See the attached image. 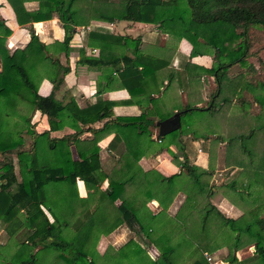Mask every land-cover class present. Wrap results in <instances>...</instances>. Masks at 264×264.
Returning <instances> with one entry per match:
<instances>
[{"label": "trees", "instance_id": "obj_1", "mask_svg": "<svg viewBox=\"0 0 264 264\" xmlns=\"http://www.w3.org/2000/svg\"><path fill=\"white\" fill-rule=\"evenodd\" d=\"M7 1L19 24L56 16L64 36L46 43L29 30L28 41L10 49L6 46L10 28L0 19V264H183L196 250L199 253L189 264H210L203 252L221 247H227L221 258L225 264H264V116L250 115L244 95L252 93V100L264 107L258 93L264 80H253L257 75L250 74L255 70L251 63L248 72L228 75L234 64H244L252 54L251 26L264 30V0H36L33 10L23 6L26 0ZM93 19L153 23L169 35L187 39L189 55L211 54L212 63L203 67L183 62L180 70L167 68L170 62L139 51V36L91 27L85 46H97L98 53L88 55L79 47L78 60L101 68L100 78L106 82L116 78L115 71L129 92V102L140 95L136 103L141 110L109 117L112 101L99 97L78 107L71 95L65 101L57 99L54 89L69 70L68 41L74 25L85 27ZM163 66L167 81L157 82ZM195 67L214 76L210 98L201 105L187 101L154 113L148 104L157 107L160 102L150 94L166 91L174 80L181 84V71ZM42 78L52 83L46 95L37 92ZM105 88L103 84L96 92ZM218 96L222 102H215ZM231 105L236 109L233 114ZM36 109L48 123L41 132L31 122ZM174 111L180 113V127L157 137L168 136L177 147L178 134L223 140V160L229 168L219 183L211 182V167L188 165L184 156L170 175L139 165L140 156L154 150L150 137L154 119L149 115L162 119ZM104 117L108 118L100 126L89 125ZM64 123L72 133L49 134ZM217 125L224 136L212 132ZM84 129L91 137L75 138ZM110 132L109 164H101L97 142ZM37 135L44 142L46 165L36 162ZM71 143L77 158L71 156ZM105 177L106 186L89 201L78 194L77 179L97 183ZM47 183L53 190L48 197ZM179 190L184 199L170 215L167 206ZM221 196L242 212L226 216L212 201ZM151 199L159 206L155 212L147 204ZM122 223L142 240L129 237L119 246L97 251V237ZM245 247L249 251L237 257L236 251Z\"/></svg>", "mask_w": 264, "mask_h": 264}, {"label": "crops", "instance_id": "obj_2", "mask_svg": "<svg viewBox=\"0 0 264 264\" xmlns=\"http://www.w3.org/2000/svg\"><path fill=\"white\" fill-rule=\"evenodd\" d=\"M23 6L27 10H33L37 6V1L26 0L23 2ZM0 19L10 28V33L6 37V45L10 49L22 47L29 39V30H32L33 33L39 36L40 40L46 43L53 39L61 40L64 36V29L56 16L48 19L31 21L25 24H19L16 21L14 11L7 0H0ZM91 27H105L114 34L139 36V51L155 58L165 60L166 62H170L169 65H165L167 68L172 65L177 70H180L181 64L183 62H188L189 64H195L197 66L203 67H209L212 63L211 54L199 53L192 56L189 55L191 44L187 39L183 37L177 38L169 35L168 33L161 31L155 24L150 22L126 19H117L114 21L93 19L91 20V24L85 27L82 25H74L70 39L68 41L69 52L67 55V63L69 70L63 75L62 82L54 89V96L57 99L65 101L67 96L71 95L78 107H83L98 97L112 101L109 110V117L122 114H138L141 110V107L136 103V98L140 97V95L138 94L133 96V99L135 100L129 102V92L120 83L115 71L112 73L116 78L106 82L104 78H100L102 70L101 68L99 69L93 66L88 67L86 64L81 63L78 60L79 47H84L85 54L88 55L96 56L98 53L97 46H85L86 31ZM126 52L128 53V50H126ZM60 61L64 63L63 56H60ZM157 62H159L158 64L161 63L160 61ZM165 66L159 69H165ZM160 70L157 73L159 76L157 77L156 81L159 82V79L163 78V82H166L167 71L166 69L165 71ZM103 71L108 72L107 69H103ZM180 74H182L181 78L183 80L181 84H178L176 80H174L172 85H170V88H168L166 91H159L150 94L154 98L157 97L158 101L160 102L157 107H152L151 102L148 104V106L153 109L154 113L158 111L162 112L169 110L170 108L177 106L179 103L183 104L187 101L195 103L196 105H201L203 104L202 101H205L208 98L210 93H208L209 88H214L216 85L214 76L204 72L198 67H195L193 71L182 70ZM185 79H187V84L185 83ZM103 84H106V88L96 92V89L98 88L99 90ZM51 89L52 83L45 78H42L37 85V92L41 95L48 94ZM143 99L144 98H142L141 102L144 106L146 104H144L145 102ZM233 105H231V114L234 113ZM173 110H175V108H173ZM149 117H152L154 121L158 119L156 115H149ZM106 118L108 117L96 120L89 125L92 127H98ZM31 122L34 130L37 132H41L42 130L48 128L45 114L41 113L37 109L32 113ZM150 130V137L153 139L151 147H154V150L141 155L138 159V163L143 170L154 169L163 175H170L177 171L180 164L179 159H181L183 156L188 165L195 163L201 167L208 166V153L206 146H204L205 140L201 138H192L189 134H178L181 145L180 147H177L176 144L172 142V140H168L167 137H157V127L155 124L154 126L150 127ZM72 132L73 128L64 123L62 127L55 130H50L49 134L51 136L58 137ZM111 136L112 133L110 132L100 138L97 142V145L99 146L98 156L101 164H109L110 154L106 145ZM90 137L91 131L85 129L75 136V138L79 140H84ZM69 150L71 156L73 158H77V153L73 143L70 144ZM34 153L38 165L47 164L46 150L41 135H37L35 137ZM228 168L229 167L224 163V165H222L219 170H227ZM213 174L214 173L211 174L212 178ZM223 177L220 178L219 182L223 179ZM210 180L212 179L210 178ZM75 184L78 194L89 201L94 196L98 188H103L106 186L107 179L105 177L97 183L77 179ZM44 193L47 197L53 195V190L50 183L44 185ZM184 196L185 194L182 190H179L175 193L171 202L167 206V212L170 215H173L176 212L180 203L184 199ZM212 201L226 216L236 217L241 213V210L238 208V206L224 196ZM147 204L151 207L153 212L159 208L156 200L154 199L149 200ZM22 216L23 214L19 217L21 218ZM117 227H120V232L118 234L115 232ZM129 230L130 229L122 223L111 230L110 235H114L115 241L121 240L120 244H122L129 238L128 237L126 239L125 237ZM132 233L134 234L133 238H138L140 236L139 233H135L133 231ZM112 242H114V240ZM107 245L113 244L107 243L105 247ZM223 248L224 247H221L213 251V257L219 259L217 253L223 252L225 250ZM252 248V246L249 247V249ZM249 249L242 248L237 250V257L240 258L244 256L249 251Z\"/></svg>", "mask_w": 264, "mask_h": 264}, {"label": "rangeland", "instance_id": "obj_3", "mask_svg": "<svg viewBox=\"0 0 264 264\" xmlns=\"http://www.w3.org/2000/svg\"><path fill=\"white\" fill-rule=\"evenodd\" d=\"M249 33V37L251 39V43H252V48H251V53L250 55H248L245 58V63L244 64H234L228 71V75H236V73L238 74L240 71H246L248 72V65L251 63L255 70L250 71V74L253 75H257L256 78H254L253 80H264V30L259 27L258 25H252L251 28L248 31ZM7 46V45H6ZM215 87V86H214ZM213 87L209 88L208 93L213 91ZM210 93L208 95V98H210ZM260 98L264 101V89L259 90L258 91ZM245 97L246 100L248 101L247 104H245V106H247V109L250 113V115H256L257 113L260 115L264 116V107L263 104L260 105L256 102H254L252 100V93L250 94V92H245ZM202 101L203 104L206 102ZM215 102H222L220 100V97H216L215 98ZM235 108L238 109V102L235 101ZM235 109V110H236ZM235 110H233V112H235ZM37 121V120H36ZM36 123V122H35ZM40 129V128H39ZM212 132L214 134H219V135H223L224 133L221 129V127L216 126L214 130H212ZM212 133H208V135ZM168 137V136H166ZM212 137V136H211ZM209 137L208 139H205L204 142V146H206L207 149V157H208V167H211L213 169V178L210 177L212 180L211 182L213 183H219V180L221 177H223L225 174L226 170H219L220 167H222V165H224V142L223 140H216L214 138ZM41 139V137H40ZM48 184V183H47ZM238 208L241 210V208L238 206ZM242 212V210H241ZM21 212H19V216H21ZM116 234H118L120 232V227H117L115 229ZM111 232L107 233V234H100L96 241H95V249L97 251H101L105 245L107 243H111L115 246L120 244L121 240H116L114 238V235H110ZM133 233L131 230H129V232H127L126 234V239L128 237H133ZM137 241H141L142 237L139 236L138 238H135ZM114 240V242H112ZM3 241V240H2ZM246 249H248L247 247H245ZM244 248V249H245ZM223 249H225L223 252H219L217 253V256L219 257V259L222 258V256L226 253L227 251V247H224ZM199 253V250L194 251L189 258L183 263V264H189L195 257L196 255ZM208 254H210L211 256H213V251L212 252H207ZM222 260V259H221ZM189 261V262H188Z\"/></svg>", "mask_w": 264, "mask_h": 264}, {"label": "water", "instance_id": "obj_4", "mask_svg": "<svg viewBox=\"0 0 264 264\" xmlns=\"http://www.w3.org/2000/svg\"><path fill=\"white\" fill-rule=\"evenodd\" d=\"M179 114V111H174L168 117L156 119L154 124L157 127V133L160 135H165L170 131L178 129L180 127Z\"/></svg>", "mask_w": 264, "mask_h": 264}, {"label": "built area", "instance_id": "obj_5", "mask_svg": "<svg viewBox=\"0 0 264 264\" xmlns=\"http://www.w3.org/2000/svg\"><path fill=\"white\" fill-rule=\"evenodd\" d=\"M159 140V139H157ZM206 260L210 263V264H223L222 260L216 259L213 256H211L210 254H208L207 252H203Z\"/></svg>", "mask_w": 264, "mask_h": 264}]
</instances>
